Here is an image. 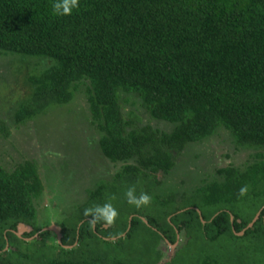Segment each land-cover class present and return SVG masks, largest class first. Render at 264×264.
Wrapping results in <instances>:
<instances>
[{
	"label": "trees",
	"instance_id": "1",
	"mask_svg": "<svg viewBox=\"0 0 264 264\" xmlns=\"http://www.w3.org/2000/svg\"><path fill=\"white\" fill-rule=\"evenodd\" d=\"M5 55L48 63L28 73V95L13 112L16 124L69 103L85 86L98 147L121 164L111 186L88 191L93 204L111 199L117 182L151 191L187 146L219 129L255 153L242 170L216 169L197 190L201 203L172 212L168 228L133 216L119 236L113 225L92 226L87 216L63 222L50 253L39 245L53 232L37 226L33 201L43 185L34 164L0 165V264H158L156 244L154 259H146V243L128 258L125 238L144 223L171 244L182 231L189 238L165 264H264V0H79L69 16L53 15L51 0H0ZM121 94L136 95L149 118L171 124L170 131L139 124L133 112L125 118ZM0 133L8 134L2 122ZM20 224L31 231L20 236ZM13 241L39 247L21 251Z\"/></svg>",
	"mask_w": 264,
	"mask_h": 264
},
{
	"label": "rangeland",
	"instance_id": "2",
	"mask_svg": "<svg viewBox=\"0 0 264 264\" xmlns=\"http://www.w3.org/2000/svg\"><path fill=\"white\" fill-rule=\"evenodd\" d=\"M47 65V62L35 58L0 56V122L8 129V134L0 133V165L12 170L24 161L34 164L43 185L39 198L33 201L37 209V226L42 230L49 226L60 228L63 222L89 219L86 217L91 215H85L84 212L93 205L88 191L101 183L111 186L113 176L121 166L120 163L108 161L98 147L100 132L90 122L84 85L78 87L69 103L51 105L45 113L22 124L14 122V110L28 95V73L35 66L39 71ZM119 99L125 118H130L133 112L141 118L139 124H151L165 131L172 128L171 124L151 120L136 95L121 94ZM254 153L253 149L236 146L229 133L219 129L201 142L187 146L176 158L175 167L169 174H158V184L151 191L142 188L136 190L137 195L143 191L152 197L147 206L136 208L129 205L124 196L126 189H122L117 182L111 198L118 211L112 224L115 229L113 233L121 232L119 236H125L128 229L122 233L121 227L128 224V228L133 216L154 218L158 226L168 228L172 225L170 219L175 213L201 203L197 190L203 182L215 177L216 169L232 165L242 170L254 161ZM144 224H137L130 239L125 238L131 249L129 252L132 255L127 256L130 260L139 254L137 252L141 251L145 243L146 247H150L146 259H154L156 251L153 247L156 244L161 253L158 264H165L163 262H168L189 239L182 231L177 241L171 244L157 238L152 231L154 228ZM30 231L31 228L24 225L18 234L22 236ZM59 233L61 235V230ZM42 240L39 245H45L44 251L48 252L51 250L48 246L55 244L57 236L50 233L43 236ZM200 240L195 237V242ZM12 245L21 251L39 247L37 244L26 245L16 241Z\"/></svg>",
	"mask_w": 264,
	"mask_h": 264
},
{
	"label": "clouds",
	"instance_id": "3",
	"mask_svg": "<svg viewBox=\"0 0 264 264\" xmlns=\"http://www.w3.org/2000/svg\"><path fill=\"white\" fill-rule=\"evenodd\" d=\"M78 2L79 0H51L52 14L55 16H69L78 7ZM247 192V185L239 188V195L241 197L245 196ZM124 196L127 203L136 208L147 206L152 200V197L146 192L141 191L137 195L135 186L128 187L124 192ZM84 212L85 215H91L92 219L89 221V224L92 226H95L97 221H102L106 225H112L118 216V211L111 202V199L106 200L102 204H93L91 207L86 208Z\"/></svg>",
	"mask_w": 264,
	"mask_h": 264
},
{
	"label": "water",
	"instance_id": "4",
	"mask_svg": "<svg viewBox=\"0 0 264 264\" xmlns=\"http://www.w3.org/2000/svg\"><path fill=\"white\" fill-rule=\"evenodd\" d=\"M257 219V216L253 219V221H251V223L248 225V227H251L252 224L254 223V221ZM23 226L22 224L19 225V231H21L23 229ZM43 230H49V231H52L56 236H57V240L58 242L60 241V238H61V235H60V228H58L57 226H49V227H46L44 228ZM238 235H242L243 234V231L237 233Z\"/></svg>",
	"mask_w": 264,
	"mask_h": 264
}]
</instances>
